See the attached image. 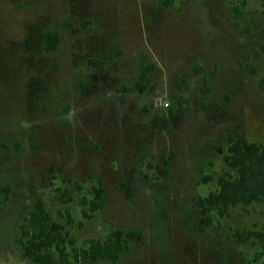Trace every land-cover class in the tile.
Instances as JSON below:
<instances>
[{
	"label": "rangeland",
	"instance_id": "rangeland-1",
	"mask_svg": "<svg viewBox=\"0 0 264 264\" xmlns=\"http://www.w3.org/2000/svg\"><path fill=\"white\" fill-rule=\"evenodd\" d=\"M165 1L0 0V197L12 186L0 207V264H31L14 241L38 194L79 245L144 231L119 261L90 264L264 262L256 238L234 237L264 228V200L227 217L213 210L196 229V200L219 189L220 175H237L224 158L229 137L264 144V55L255 74L238 64L264 41V2ZM49 29L62 35L54 52ZM114 51L104 72L87 63ZM152 62L147 91H125ZM197 65L223 70L198 74ZM57 188L73 200H58Z\"/></svg>",
	"mask_w": 264,
	"mask_h": 264
},
{
	"label": "trees",
	"instance_id": "trees-1",
	"mask_svg": "<svg viewBox=\"0 0 264 264\" xmlns=\"http://www.w3.org/2000/svg\"><path fill=\"white\" fill-rule=\"evenodd\" d=\"M165 3L171 5L172 0H166ZM244 3L246 4V0ZM236 13L235 17L238 18L242 10L237 9ZM61 41L60 31L51 29L46 31V51H57ZM119 53L114 51L101 57H92L87 60V63L97 71L104 72L106 66L113 62ZM262 55H264V41L260 43L258 49H249L240 55L238 64L245 72L255 74L258 70L256 61ZM155 68L154 62L143 64L137 82L132 87L124 86L123 89L145 93L149 87V75ZM222 70V65L208 70L199 65L195 66L198 74L207 73L215 76ZM260 88L264 90V77L260 82ZM228 143L225 162L228 167L236 171L237 175L233 176L229 173L220 175L219 189L196 200V207L201 217V221L196 224L197 230L203 231L210 224L213 210H217L221 217H227L230 216L232 206L264 200V144L249 140L244 135L231 136ZM218 149L222 151L220 147ZM208 179H211V176ZM57 190L59 191L56 195L58 200L64 203L73 200L72 190L61 188ZM105 191L106 188L100 182L99 188L96 189L97 197L103 198ZM1 193L4 196L0 197V207L9 201L12 186L3 185ZM98 206L99 204L93 202L92 209L95 210ZM84 213L89 215L87 212ZM69 221H72L71 217ZM234 237L241 243H247L256 238L262 245V251L257 253L255 259L259 260L264 256V228L236 231ZM144 238L145 233L141 229L121 228L111 231L107 239L92 237L87 239L84 245H79L71 238L65 224L54 219L44 197L38 194L32 210L23 218L14 242L23 257L31 264H90L99 260L117 262L129 251L132 241H143Z\"/></svg>",
	"mask_w": 264,
	"mask_h": 264
}]
</instances>
